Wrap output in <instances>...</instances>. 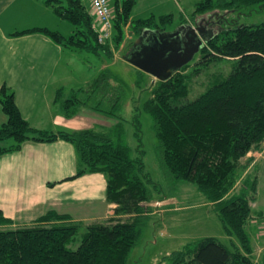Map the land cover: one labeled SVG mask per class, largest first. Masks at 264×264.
<instances>
[{
    "label": "trees",
    "instance_id": "obj_1",
    "mask_svg": "<svg viewBox=\"0 0 264 264\" xmlns=\"http://www.w3.org/2000/svg\"><path fill=\"white\" fill-rule=\"evenodd\" d=\"M40 1L69 22L72 32L63 35L57 30L33 28L17 31L16 35L43 32L73 51L116 58V52L119 55L125 46V52L133 47L126 35L127 25L135 37L140 35L147 40L145 43L155 42V34L164 31L158 27L154 15L131 17L136 0H109L114 11L111 35L101 41L103 23L92 0ZM262 9L264 0H199L193 20L198 21L201 14L214 10L219 11L221 22L226 19L225 12ZM171 16L164 15L161 19L171 20ZM218 26L212 31L213 25H206L202 30L210 35L193 69L185 72L189 62L169 78L158 79L142 110L152 117L164 175L195 182L206 199L216 205L226 234L236 241L232 240L228 246L216 237L207 236L186 243L171 254L170 264H258L247 229L258 190V178L251 169L258 161L251 165L252 158L243 159L250 151L264 147V21L231 27L218 23ZM216 59L234 60L232 70L195 98L188 99L193 76ZM113 77L105 66L86 85L68 92L63 87L57 88L54 101L67 118L85 108L115 117L113 112L120 101L117 94L110 95V108L102 106L103 101L108 102L107 84ZM0 104L7 115V120L0 124V155L19 150L28 139L67 140L74 145L78 157L77 171L68 179L103 174L106 199L116 204L113 209L116 216L88 224L75 249L70 244L82 221L70 214L50 209L30 224L13 227L14 220L0 207V264H127L142 235L147 214L144 208L153 197L151 186L157 189L158 185L146 171L141 145L138 144L141 153L134 155L126 143L123 120L107 129L93 126L76 130L39 129L23 116L14 90L6 84L0 86ZM137 117L136 114L135 135L141 141ZM259 214L263 215L264 209Z\"/></svg>",
    "mask_w": 264,
    "mask_h": 264
},
{
    "label": "rangeland",
    "instance_id": "obj_2",
    "mask_svg": "<svg viewBox=\"0 0 264 264\" xmlns=\"http://www.w3.org/2000/svg\"><path fill=\"white\" fill-rule=\"evenodd\" d=\"M198 1L199 0H163L162 3L155 4L156 6H154L155 2L149 0V3L153 6H149L148 4L136 5L132 9L131 17L135 19L154 15L158 27L164 28L165 32H175L180 27H185V23H187L188 26L194 27L195 31L199 33V26L204 29L206 25H213L217 30L220 26H218L216 22L220 15L218 10L201 14L198 17L202 19L201 21L193 20V14ZM225 13L226 19L221 20V22L219 21L224 27L241 24H257L264 21V9L258 11L244 10L235 13ZM169 14L172 15L171 20L161 19L162 16ZM210 14L218 17L211 18ZM204 19H208L209 21L206 23ZM66 23L70 24L67 21ZM226 24L228 26H225ZM153 26L155 25L153 24ZM128 32V34H131L129 30ZM203 35L204 34L201 33L202 38ZM140 40L141 36L139 35L136 37L134 36V38L128 42L136 44ZM125 51L126 49L121 51L119 55L118 52H116V58L107 56L100 57L91 52H81L79 55L81 56L82 64L81 62L77 63L79 61L75 59L72 66L74 72L79 71V75H84L86 72L89 78L93 80L100 74L103 63H106V66L115 77L112 78L110 85L107 84L109 98L108 102L106 100L102 102V106L107 105V108H110L112 97L117 94L120 101L117 109L113 112L117 116L106 117L107 122L104 123L97 121V123H94L93 127L107 129L109 126H112L108 124H114L122 119L126 143L131 146L134 155L141 153L138 149V144L141 145V150L144 151L143 159L146 164V171L150 173L153 181L158 185L157 189L151 186L153 197L150 202H147L148 206L144 208L147 214L143 223L142 235L136 246L132 249L127 264H170V256L174 251L181 249L186 243L198 242L207 236L216 237L224 244L231 246L232 240L236 241V239L226 234L223 222L218 215L216 205L206 199L197 184L189 179L173 180L164 175L160 165V149L152 117L149 113L142 110L144 101L151 96L152 85L156 83L159 78L141 70L132 62L124 59L128 56V52ZM197 55H199V53ZM196 57H198L197 60H195ZM199 60L200 55H195L185 72H190L196 65V61ZM234 62V60L229 59H216L211 61L206 68H201L202 70L198 75L193 76L191 80V91L187 98H195L202 91H205L215 80L222 78L224 73L226 76L232 70ZM83 64H85V66ZM63 82L68 84V81ZM52 95L53 91L49 90L43 92L42 95L39 96L37 108L35 109L36 112L30 117V121L33 123L32 126L37 125L38 127L36 126V128L39 129H46L44 126L54 127V110L49 107L51 106L50 101ZM55 107L57 108V105H55ZM138 107L139 110L137 109ZM136 114L139 120L138 128L141 130V141L138 140L135 135ZM256 155L259 157V161L251 170L253 171V175L256 174L258 178V203H255L254 207H256L255 210H259L264 209V147L262 148L261 154L256 153ZM249 157L251 156L247 155L243 161H248L247 159ZM106 201L107 203L109 202L107 199ZM106 201H104L103 205L101 202L87 201L85 203L80 202L79 204L65 203L60 207L71 211V213H73V218L82 221L79 231L70 244L71 248L75 249L79 246L82 235L86 231V226L88 224L107 220L112 216H116L106 210ZM45 209L46 207H43L41 210H38L36 214L26 215L19 219H23V221L26 222L25 224H30L50 210L48 209L45 211ZM255 210L254 213L256 212ZM56 211L61 214L66 213L71 215V213L68 212ZM122 216L126 217L127 215ZM16 226L18 225L14 227ZM247 229L254 241V237L257 236L255 229H252L250 223ZM261 230H264V223L259 225V231L257 229V232Z\"/></svg>",
    "mask_w": 264,
    "mask_h": 264
},
{
    "label": "crops",
    "instance_id": "obj_3",
    "mask_svg": "<svg viewBox=\"0 0 264 264\" xmlns=\"http://www.w3.org/2000/svg\"><path fill=\"white\" fill-rule=\"evenodd\" d=\"M151 1L155 2L156 6L155 4H160L163 0ZM139 4L153 6L149 0H136L134 7ZM33 28L57 30L63 35H69L73 30L72 25L59 18L40 0H0V86L6 84L14 90L23 116L33 125L30 117L36 112L39 96L52 90L49 107L54 110V127L44 126L46 128L44 130L56 131L62 128L75 130L92 127L97 121L107 122L108 116L90 108L67 118L58 105L55 107L54 95L57 88L63 87L66 92L72 91L75 87L88 84L92 79L86 72L79 75V71L73 70L72 64L75 59L79 61L77 63L82 64L79 52L62 46L43 32L15 34L17 31ZM128 30L130 31L129 25L126 26V35L134 38L135 34L131 31V34H128ZM105 66L106 64H103V67ZM63 81H68V84ZM6 120L7 115L0 104V124ZM261 152L262 149L248 153L251 156L249 158L253 159L251 165L259 161L256 153ZM77 168L78 157L75 147L64 139L54 141L28 139L19 150L1 154L0 207L5 215L14 220L13 227L25 224L26 222L19 218L34 215L43 207H46L45 211L52 208L71 213L60 207L65 203L79 204L87 201L101 202L103 205L106 201L105 176L101 173H92L68 179L76 173ZM252 203L255 210L254 204L258 203V200ZM115 206L116 204L106 201L105 208L113 215H116L113 211ZM262 210H255L257 212L250 220L251 227L255 229L257 235L252 243L253 255L258 264H264V230L257 232L259 225L264 223V214H259ZM71 216L73 217V213Z\"/></svg>",
    "mask_w": 264,
    "mask_h": 264
},
{
    "label": "water",
    "instance_id": "obj_4",
    "mask_svg": "<svg viewBox=\"0 0 264 264\" xmlns=\"http://www.w3.org/2000/svg\"><path fill=\"white\" fill-rule=\"evenodd\" d=\"M201 28V27H200ZM198 27V30L200 29ZM183 36L186 39L191 33H195L194 27H182L175 32H160L155 35L156 41L153 45L145 46V53L143 56L131 55L127 56L126 59L132 62L134 65L144 70L154 77L159 79L169 78L175 70L182 68L185 64L190 62L194 55L199 51L202 40L197 39V42L193 43L192 39L183 41ZM200 33L204 34L202 31ZM174 35L178 36L176 41L181 39V47L173 48L172 40ZM205 35V34H204ZM205 37V36H204ZM177 38V37H176ZM164 40V41H163ZM140 41L137 42V44Z\"/></svg>",
    "mask_w": 264,
    "mask_h": 264
},
{
    "label": "flooded vegetation",
    "instance_id": "obj_5",
    "mask_svg": "<svg viewBox=\"0 0 264 264\" xmlns=\"http://www.w3.org/2000/svg\"><path fill=\"white\" fill-rule=\"evenodd\" d=\"M211 16V18H217L218 16H215V15H213V14H210ZM222 16V18L224 17L223 15H221ZM218 19H219V17H218ZM221 20V19H220ZM218 20H216V22H217ZM217 23H219V21L217 22ZM217 23H216V25H217ZM199 28H200V26H199ZM203 29H202V27L199 29V31H202ZM210 30H215L214 29V26H213V28H210ZM198 32V31H197ZM196 32V34L195 33H191L189 36H187V38L185 39L184 38V34H183V32H182V37H183V41H185V40H188V39H192L193 40V43L191 44L192 46H193V44H195V42H197V39H198V37H199V39H201L202 40V43H201V46H200V48H199V51L196 53V54H198L200 51H201V48H202V45H203V43L205 42L204 40L206 39V38H208L209 36L208 35H210V33L209 34H206L205 33V35H203V38H204V36H205V38L203 39L202 38V36H201V33H197ZM204 33V32H203ZM212 33V32H211ZM177 37V38H176ZM173 38V40H172V44H174L173 45V48H178V50H179V48L181 47V39L179 40V41H176L177 39H178V36H176V35H174V37H172ZM185 39V40H184ZM145 41H147V40H143V37H142V39L140 40V42L137 44H133V47L132 48H130V49H128V56H131V55H137V56H143V54L145 53V46H147V45H150V47L153 45V42L152 43H145ZM164 41V40H163ZM195 54V55H196ZM194 55V56H195ZM189 63V62H188ZM181 69V68H180ZM180 69H178V70H180ZM178 70H175L174 72H176V71H178ZM173 72V73H174Z\"/></svg>",
    "mask_w": 264,
    "mask_h": 264
},
{
    "label": "built area",
    "instance_id": "obj_6",
    "mask_svg": "<svg viewBox=\"0 0 264 264\" xmlns=\"http://www.w3.org/2000/svg\"><path fill=\"white\" fill-rule=\"evenodd\" d=\"M92 4L95 8L97 17L103 23V32L100 35V40L104 41L111 35L110 28L112 26L113 9L109 3V0H92Z\"/></svg>",
    "mask_w": 264,
    "mask_h": 264
},
{
    "label": "bare ground",
    "instance_id": "obj_7",
    "mask_svg": "<svg viewBox=\"0 0 264 264\" xmlns=\"http://www.w3.org/2000/svg\"><path fill=\"white\" fill-rule=\"evenodd\" d=\"M114 28V27H113Z\"/></svg>",
    "mask_w": 264,
    "mask_h": 264
}]
</instances>
